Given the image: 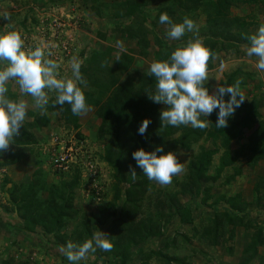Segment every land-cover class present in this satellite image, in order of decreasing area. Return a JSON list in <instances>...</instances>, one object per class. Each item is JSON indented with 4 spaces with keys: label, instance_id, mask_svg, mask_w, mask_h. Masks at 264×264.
<instances>
[{
    "label": "rangeland",
    "instance_id": "obj_1",
    "mask_svg": "<svg viewBox=\"0 0 264 264\" xmlns=\"http://www.w3.org/2000/svg\"><path fill=\"white\" fill-rule=\"evenodd\" d=\"M85 1L86 4L80 0H0V17L4 15L11 17L10 21L0 19V33L18 30L25 38L26 48L34 50L37 46H41L51 50L54 55L50 58L61 64L62 74L66 73L69 76L71 75L70 61L82 50L85 51L87 57H89V52L107 53L111 58L107 64L109 67H114V60L118 59L120 54L128 56L130 54L134 57L133 64L119 74L118 83L127 84L134 90H138L139 74L148 72L150 64L154 62L153 53L157 51V46H152L148 57L144 59L138 56V48L134 41L121 36L119 29L131 25L132 18L116 19L113 13L125 0H98L106 5L102 6L103 10L107 7L98 17L90 9V0ZM172 2L174 1L153 0L155 7L144 9L143 14L149 18L144 25L151 28L150 21L154 20L159 9H166L172 5ZM173 10L176 15L180 11L177 6ZM228 11L229 18L240 19L251 24L250 32L256 33L259 26L264 24V0L262 2L242 1L241 3L235 0L230 4ZM195 14L197 17L193 20L199 28V34L200 28L206 25L207 17L201 9ZM153 30L168 45L182 47L187 40L193 38L192 33H186L181 40H170L167 37V25L155 24ZM101 33L105 35V38L100 37ZM148 38L151 41L154 40L152 34H148ZM246 46L248 45L240 44L237 51L227 50L216 55L213 68L208 72V90L210 94L215 92L220 81L226 80L227 76L238 70L243 73V76L249 75L246 78V85L241 86L246 97L244 101H250L252 98L260 100V120L264 122V71L257 70L256 57L247 56ZM17 89L19 86L10 82L9 96L15 94L19 99L21 93ZM84 90L86 91L87 88ZM24 99L31 103V100H27V96ZM165 107L163 104L159 105V114ZM36 110L33 108L29 111ZM50 117L51 122L48 127L34 131L38 139L37 144L24 147L11 145L9 150L2 153L3 158H14L15 155L10 154L15 153L19 155V158L14 164L0 169V263L2 260H13L16 264H69L60 250L61 246L70 241L73 232L83 233L81 223L84 216L99 215V209L112 201V184L115 181L113 171L102 158L108 136L105 134L104 138L99 137L98 128L101 121L95 115V108L90 106L87 114L79 116L80 124L77 130H72L71 126L67 127L60 114L50 115ZM29 120L27 116L26 121ZM178 136L179 133H176L174 138ZM243 144H246L245 137L234 139L230 143V149L235 150ZM68 146H72V151L77 153L79 161L75 164L70 162V167L65 170L56 169L52 161L54 154ZM200 146H204L207 150H216L210 167V173L215 174L219 159L225 150L221 138L216 141L201 140L188 150L178 149L176 153L179 161L185 164V171L174 177L173 182L167 186L150 181V188L139 203L140 210L133 218L135 221L144 219L147 214L153 213L155 197L160 191L172 193L178 190L175 182L185 176L187 163L198 152ZM80 163L82 164L81 177L79 185L74 189L73 199V207L77 210L76 217L51 232L45 231L40 225L36 226L32 233L17 229L16 226H23V221L19 217L20 212L10 202V190L13 184H27L36 175L45 183V188L51 185L59 186L63 181L70 180L74 173L73 167ZM88 163L89 166H93L92 174L85 166ZM231 176L233 178L228 180ZM263 176L264 156L255 163L247 158H241L237 163L226 168L214 183L212 200L219 195L230 197L238 194L248 204L240 217H243L245 225L249 224L250 227L247 228L245 225L236 227L231 240L223 246L213 248L197 239L198 235L192 237L194 228L198 227L200 230L207 221L212 219L213 208L203 205L200 198L180 196L181 202L188 204L191 208L194 217L193 224L183 225L175 217L168 222L162 236L139 247L143 251L141 254L138 252L139 248L128 250V257L122 262L123 255L116 254L117 248L114 247L110 252L98 249L96 253H90L87 259L81 261L80 264H139L143 262L164 264L155 256L157 252L183 258L189 264H242L244 259L250 255V253L246 254L245 249L250 242L251 234L255 228L264 230V200L260 198L264 190L259 192L260 195L254 191L255 183L259 177ZM5 178H8L11 183L2 187ZM125 186L122 184L120 188L124 189ZM93 189L98 192L92 193ZM225 207L226 204L222 201L216 205V210L223 211ZM111 223L110 221L105 226H96L93 233L105 232L113 242V233L110 231L112 230ZM226 229L232 230L230 225L226 226ZM83 237H86L84 233ZM86 240L88 237L80 239L77 244H82ZM228 248H232L233 252L229 253ZM146 256L149 258L146 259ZM263 258L264 254L261 255L257 250V256L249 264H259Z\"/></svg>",
    "mask_w": 264,
    "mask_h": 264
},
{
    "label": "trees",
    "instance_id": "obj_2",
    "mask_svg": "<svg viewBox=\"0 0 264 264\" xmlns=\"http://www.w3.org/2000/svg\"><path fill=\"white\" fill-rule=\"evenodd\" d=\"M80 1L86 2L85 0ZM173 1L180 10L178 14H175L173 10L175 6L172 2V5L166 9H159L154 20L150 21L151 28L144 25L149 18L143 12L145 8L155 7L153 0H125L113 13L116 19L132 18V24L120 28L119 31L122 37L134 41L138 48L139 57L147 58L151 47L155 45L157 51L153 53L154 61L165 60L170 57L172 51L178 48L175 45H168L153 30L155 24H160V15L165 12L174 22L178 23L182 22L186 16L191 19L196 18L197 14L195 13L199 9L206 13V25L200 28L198 37L216 55L227 50L237 51L240 44L249 45L250 42L245 39V36L255 34L249 31L251 24L228 17L230 4L235 0ZM237 1L241 3L242 1L262 2L263 0ZM89 2L91 3V11L95 12L97 17L107 9L105 7L103 10L102 6L106 5L98 0H90ZM148 34L153 35V41L148 38ZM100 37L103 39L105 35L101 33ZM78 55L76 57L83 61L82 75L88 81L87 90H84L87 102L95 108V115L101 121L98 128L99 137L102 139L105 134L108 136L102 158L112 169L115 181L112 184L113 198L111 203L101 207L99 215L84 216L81 230L86 237H83V233L73 232L70 241L73 237H75L72 241L74 243L79 242L82 238L88 237L90 239L93 231L96 230V226H105L111 221L112 230L110 231L113 233L114 247L118 249L116 254L123 255L121 257L123 262L128 257V250L132 251L142 244L162 236L171 219L176 217L183 225L194 223L190 206L183 204L180 196L200 198L203 205L213 208L212 219L207 221L200 230L198 227L194 228L192 237L198 235L197 239L213 248L223 246L227 241H230L235 228L245 225L240 214L247 209L248 204L238 194L230 197L219 195L212 200L214 197L212 188L223 171L237 163L241 158H247L255 163L264 156V122L260 120V100L252 98L250 101H244L236 109L234 116L228 118V125L224 129L217 128L215 125L218 109L214 110L207 118L211 122L205 130L194 129L191 126L161 128L158 112V107L161 104L153 103L148 98L146 91L154 90L155 77H150L147 73H140L138 90H134L127 84L118 83L119 74L132 66L133 56L120 54L118 59L114 60V67L108 65L102 67V63L106 61L108 64V61L111 60L107 53L89 52V57H87L85 51L82 50ZM213 65L214 61H210L209 70L213 68ZM242 74L238 70L227 76L226 80L220 81L218 86L234 85L238 79L242 80L241 86H244L249 75L243 76ZM205 86L209 89L208 83ZM12 96H10L12 99H17L15 94ZM54 99V95H51L45 114L42 115L39 110L28 112L27 116L30 120L25 121L21 135L16 138V144L13 146L24 147L37 144L38 139L34 131L48 127L51 122L50 115L60 114L67 127L71 126L72 130L79 128L80 118L72 114L70 105L65 104L63 110L59 106L52 107ZM228 99H230V94L225 96V100ZM146 118L150 119L151 123L146 133L140 135L138 128ZM176 133H179V136L174 138ZM78 137L81 138L80 134ZM242 137H245L246 144L231 150V141ZM219 138H221L225 150L219 159L215 174L210 173V167L216 150H207L204 146H200L198 152L188 161L185 176L181 180H176L175 185L178 190L172 193L160 191L155 197L153 213L147 214L144 219L138 221L133 219L140 210L139 203L150 188V181L136 166V161L132 156L134 151L143 148L151 152L156 147L163 146L164 151L158 153V155H163L169 151L176 153L178 149L188 150L193 144L201 140L212 139V141H216ZM10 155L15 156L14 158H3L2 153H0V157H2L0 158V169L14 164L19 158L17 153ZM130 166L136 168V181L130 179ZM81 167V163L74 166V173L70 180L63 181L59 186L51 185L45 188V183L36 175L27 184H13L10 190V202L20 212L19 217L23 221V226H16L17 229L32 233L35 231V227L40 225L45 231L51 232L55 228H60L66 221L74 219L77 214V210L73 207L74 189L79 185ZM232 178L233 176L228 180ZM7 183L11 182L5 178L2 187ZM122 184L126 185L124 189L120 188ZM262 189L264 190V176L259 177L254 186V191L258 195ZM96 191L98 192V190L93 189L92 193ZM260 196L264 200V194ZM210 200H212L211 203H209ZM222 201L225 202L226 207L223 211L216 210V205ZM228 225H230L231 231L226 229ZM245 227L248 228L250 225L246 224ZM258 246H264V230L255 228L245 249L246 254L250 253V255L244 259L242 264H249L257 256ZM228 251L229 253L233 252L232 248H228ZM138 252L139 254L143 253L140 248ZM155 256L164 264H189L183 258L169 256L161 252L155 253ZM147 258L149 256H146ZM0 264L16 263L13 260H2ZM139 264H145V262ZM259 264H264V258Z\"/></svg>",
    "mask_w": 264,
    "mask_h": 264
},
{
    "label": "clouds",
    "instance_id": "obj_3",
    "mask_svg": "<svg viewBox=\"0 0 264 264\" xmlns=\"http://www.w3.org/2000/svg\"><path fill=\"white\" fill-rule=\"evenodd\" d=\"M0 19L10 21L11 17L4 15ZM159 23L168 26L167 37L170 40H181L186 33L193 34V38L172 51L168 59L154 61L149 66L147 75L155 77V88L146 90L148 98L153 103L166 106L160 114L161 128L191 126L205 130L211 122L207 118L217 109L215 125L217 128H226L228 118L234 116L246 98L241 90L242 80L238 79L231 86H218L210 94L205 85L209 80V63L215 60L216 54L198 37L196 22L186 16L182 22L176 23L165 12L160 15ZM245 39L250 42L246 46L247 56L256 57L255 67L264 71V24L259 26L255 34L245 36ZM53 55L45 47L37 46L34 50L26 48L25 38L18 30L0 33V153L16 144L30 109H37L42 115L47 112L50 95L55 97L52 107L59 106L63 110V106L68 104L75 116H83L90 111L84 91L88 81L81 72L83 61L72 57L69 76L61 73V64L50 58ZM101 66H107V62ZM10 82L19 86V99H12L8 95ZM229 94L230 99L225 100ZM25 96L30 97L31 103L24 99ZM150 123V119H144L138 134L144 135ZM163 151V146L151 152L141 148L134 151L132 156L149 181L167 186L174 177L185 171V164L179 161L175 152L158 155ZM130 179L137 180L136 168L131 166ZM113 248L114 243L109 235L97 231L82 244L68 241L60 250L69 264H80L98 249L110 252Z\"/></svg>",
    "mask_w": 264,
    "mask_h": 264
},
{
    "label": "built area",
    "instance_id": "obj_4",
    "mask_svg": "<svg viewBox=\"0 0 264 264\" xmlns=\"http://www.w3.org/2000/svg\"><path fill=\"white\" fill-rule=\"evenodd\" d=\"M74 158H75V160H74ZM52 161H53V164L55 165L56 169L65 170V169L69 168L71 163L78 162L79 158L77 156V153H74L72 151V146H68V147L61 148V151L59 153L54 154ZM85 166L87 167L88 171H90L92 174L93 166H89V163L86 164ZM94 176H95V174H94ZM91 177L94 178L92 175H91Z\"/></svg>",
    "mask_w": 264,
    "mask_h": 264
},
{
    "label": "crops",
    "instance_id": "obj_5",
    "mask_svg": "<svg viewBox=\"0 0 264 264\" xmlns=\"http://www.w3.org/2000/svg\"><path fill=\"white\" fill-rule=\"evenodd\" d=\"M19 89H17V91H18ZM13 97V96H12ZM27 100L28 101H30L31 99H30V97H27ZM257 250H258V253H260L261 255H263L264 254V246H258L257 247Z\"/></svg>",
    "mask_w": 264,
    "mask_h": 264
}]
</instances>
